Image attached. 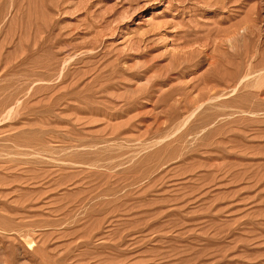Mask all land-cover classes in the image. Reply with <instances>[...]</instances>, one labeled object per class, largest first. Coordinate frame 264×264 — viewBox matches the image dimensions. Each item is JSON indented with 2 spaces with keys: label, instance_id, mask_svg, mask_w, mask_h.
<instances>
[{
  "label": "rangeland",
  "instance_id": "1",
  "mask_svg": "<svg viewBox=\"0 0 264 264\" xmlns=\"http://www.w3.org/2000/svg\"><path fill=\"white\" fill-rule=\"evenodd\" d=\"M0 264H264V0H0Z\"/></svg>",
  "mask_w": 264,
  "mask_h": 264
}]
</instances>
